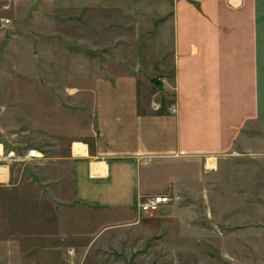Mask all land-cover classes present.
Masks as SVG:
<instances>
[{
  "label": "crops",
  "instance_id": "crops-1",
  "mask_svg": "<svg viewBox=\"0 0 264 264\" xmlns=\"http://www.w3.org/2000/svg\"><path fill=\"white\" fill-rule=\"evenodd\" d=\"M41 3L44 20L74 12L77 48L119 54L94 78L97 136L75 155L76 201L128 223L145 196L187 197L236 158L264 167V140L246 133L264 122V0ZM12 181L0 167V183ZM36 236L54 244L35 245ZM8 238L0 235V264H64L59 233Z\"/></svg>",
  "mask_w": 264,
  "mask_h": 264
},
{
  "label": "rangeland",
  "instance_id": "rangeland-1",
  "mask_svg": "<svg viewBox=\"0 0 264 264\" xmlns=\"http://www.w3.org/2000/svg\"><path fill=\"white\" fill-rule=\"evenodd\" d=\"M42 1L0 0V19L12 20L0 33V167L13 176L0 183V235L59 233L64 264H264L261 163L236 158L187 197L153 214L139 207L128 223L74 199V146L84 154L97 136L94 78L113 71L119 54L77 48L74 12L47 9L44 20ZM246 131L264 140V122ZM176 204L183 208L167 215Z\"/></svg>",
  "mask_w": 264,
  "mask_h": 264
},
{
  "label": "built area",
  "instance_id": "built-area-1",
  "mask_svg": "<svg viewBox=\"0 0 264 264\" xmlns=\"http://www.w3.org/2000/svg\"><path fill=\"white\" fill-rule=\"evenodd\" d=\"M12 20L9 18L0 19V33H4L9 30ZM172 112H176L175 107L171 108ZM176 200V196L171 192L163 194L147 195L140 203V209L144 213H156L160 211L164 206L172 204ZM71 254L73 250L69 251Z\"/></svg>",
  "mask_w": 264,
  "mask_h": 264
},
{
  "label": "bare ground",
  "instance_id": "bare-ground-1",
  "mask_svg": "<svg viewBox=\"0 0 264 264\" xmlns=\"http://www.w3.org/2000/svg\"><path fill=\"white\" fill-rule=\"evenodd\" d=\"M80 145H81L80 143H76L75 144V148L74 149H75V151L77 153H81L82 152V149H81Z\"/></svg>",
  "mask_w": 264,
  "mask_h": 264
}]
</instances>
